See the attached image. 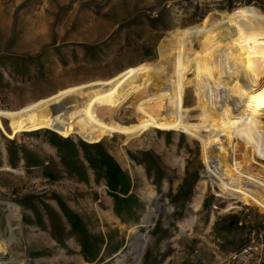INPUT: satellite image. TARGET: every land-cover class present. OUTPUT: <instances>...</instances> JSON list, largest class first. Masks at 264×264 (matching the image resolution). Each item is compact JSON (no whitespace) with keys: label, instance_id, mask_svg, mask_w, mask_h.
I'll use <instances>...</instances> for the list:
<instances>
[{"label":"rangeland","instance_id":"rangeland-1","mask_svg":"<svg viewBox=\"0 0 264 264\" xmlns=\"http://www.w3.org/2000/svg\"><path fill=\"white\" fill-rule=\"evenodd\" d=\"M246 7L264 15V0H0V111L152 67L174 31L205 19L210 28ZM134 85L112 115L125 127L138 123V98L165 101L154 83ZM197 100L190 85L192 124ZM99 115L109 121V111ZM201 136L208 141L209 132ZM211 140L209 155L225 136ZM203 155L201 140L158 130L96 145L0 131V235L8 242L0 264H264V212L222 191ZM257 155L250 167L264 178Z\"/></svg>","mask_w":264,"mask_h":264},{"label":"bare ground","instance_id":"bare-ground-1","mask_svg":"<svg viewBox=\"0 0 264 264\" xmlns=\"http://www.w3.org/2000/svg\"><path fill=\"white\" fill-rule=\"evenodd\" d=\"M206 25L205 19L197 30L174 31L159 47V62L152 67L133 68L107 82L63 91L16 113L0 111V131L8 139L51 131L89 145L115 135L134 138L152 130L183 134L202 141L208 175L222 191L243 202L252 201L264 212V178L250 167L257 154H264V15L246 7L222 15L216 26ZM138 80L154 83L158 93H166L159 98L165 101L157 106L138 98L134 103L138 123L125 127L112 115L138 91L134 85ZM190 85L198 98V124L185 117ZM101 110L109 111L108 122L99 115ZM161 110L167 115L160 116ZM205 130L208 141L201 136ZM214 134L224 135L225 140L209 155ZM7 249L8 242L0 235V257L6 258Z\"/></svg>","mask_w":264,"mask_h":264}]
</instances>
